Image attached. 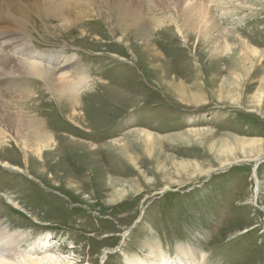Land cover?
<instances>
[{
    "label": "rangeland",
    "instance_id": "rangeland-1",
    "mask_svg": "<svg viewBox=\"0 0 264 264\" xmlns=\"http://www.w3.org/2000/svg\"><path fill=\"white\" fill-rule=\"evenodd\" d=\"M170 1L175 10L169 0H119L106 11L97 0H47L42 12L34 0L16 9L19 0H2L15 16L0 34L21 37L12 54L34 43L76 58L60 74L103 83L88 89L74 123L43 82L0 69L15 80L0 99L24 98L9 108L32 133L69 139L27 166L0 119L9 146L0 160L21 168L0 163V222L26 234L22 250L55 254L57 264H131L146 260L150 241L170 264L185 245L206 264H264V156L249 154L264 150V0H228L225 10L205 0L229 39L259 53L235 71L226 46L216 51L200 26L183 28L189 5ZM81 3L92 16L64 22Z\"/></svg>",
    "mask_w": 264,
    "mask_h": 264
},
{
    "label": "bare ground",
    "instance_id": "bare-ground-1",
    "mask_svg": "<svg viewBox=\"0 0 264 264\" xmlns=\"http://www.w3.org/2000/svg\"><path fill=\"white\" fill-rule=\"evenodd\" d=\"M10 1L11 0H7V2ZM45 1L47 0H34V4H36V9L42 12L45 11V8L49 6L46 4ZM97 1H99L101 5L104 6L103 8L106 11H107L106 7L111 9L113 6H116V3L119 2V0H97ZM237 1H242V0H237ZM1 2L2 0L0 1V4ZM184 2L189 6L187 7L188 8L187 12L184 10L185 16L187 18L184 21L185 24H183V28H186L185 25H189V26L194 25L195 28H197V26L198 27L200 26L203 30L202 35H204V37L208 39L209 44L214 45L216 51H220L223 45L226 46L229 53L228 57H230V59L231 58L235 59L234 62L228 61L232 63L231 68L233 71L237 70L238 68L240 69L241 66H243V62L247 61V58L245 56L247 53H250L254 56H257L259 54L257 50L249 48L247 45L240 43L239 40H236L234 38L229 39V37L227 36L228 34L226 33L227 31L222 29L220 23L218 22V18L215 12L208 7L205 0H184ZM211 2L215 4V6H219L221 10H225L226 4H228V0H212ZM49 3H53V2L49 1ZM19 4H20V0L18 5L12 9H16L19 6ZM168 4L171 7L174 6L170 0ZM52 5H55V3ZM78 6L82 7L81 11L70 10L67 17L64 18V22L70 23L69 25H71L72 22L80 20L81 18L84 17V15L92 16V14L94 13V9L91 3L88 4L81 3ZM172 9L175 10V7H172ZM6 10H8L7 7L4 8L0 7V13H3V11ZM143 14H142V18H143ZM228 14L225 13V16H228ZM7 16L8 17L3 18V14L0 15V25H5L6 21L10 22L11 20H13L15 13L11 10L9 11ZM141 23H146V20L143 19ZM160 26H162L161 27L162 29L164 28V24ZM142 27L144 28V25H142ZM173 27L175 29V26ZM183 28L182 27L179 28V31L184 33L185 38L188 39V36H186L185 34L186 33L185 31L187 30L184 31ZM5 31L4 33L2 32L0 34V43L2 44L3 47V52L0 51V69H2V71H4V73L7 74H9L7 71L8 69L12 74H23V76L25 77H30V78L32 77L34 79H37L38 81L43 82L44 84L43 86L45 90H48V94L50 95L49 92L51 91L54 93L53 95L57 96L58 99H56V101L58 107H61L60 110L62 109L63 110L62 112L64 114L67 110L71 112V115L67 116V119L74 121V123H77V120L75 119V115H78L80 109L82 108V99H84V95L87 93L88 89L97 90L96 86L98 84H103V83H99L102 82V79L101 78L92 79L89 78L90 76H85V75L83 76L82 74H80L81 76H78V74H76V76L60 74L59 72H61L64 69V65H67V67L74 66L76 64L75 62L76 58H69V56H63V54L42 52L38 49V47L34 43H32L31 45L29 43L30 46H26L25 48L22 47L24 48L23 51L19 50V56H16L14 55L15 52L14 54H12L11 52L16 48H19L18 45L19 43H21L19 42L21 37H15V33L13 34V32L8 33ZM216 51L214 52L219 54V52ZM61 62H63V65ZM78 70L76 71L77 73H79ZM235 73L236 72H234L233 74ZM7 74L4 75L6 76L4 80H0V90H2L1 88L12 86L15 81L12 77H10ZM106 86H110V85L106 84ZM106 89L109 90V92L111 93L113 92L109 88ZM116 93L123 94L124 90L123 91L120 90ZM103 95L104 97H106V93H104ZM3 96H5V93L3 94ZM53 98L55 99V97ZM14 99H11L9 101L0 99V103H2V106H0V119L1 120L5 119L4 123L6 125L9 124L10 128L15 132V136L18 139V143H20L25 153L24 154L25 164L27 166L33 162L43 164L45 154H46L45 156H50L59 152V149L61 148L60 146L62 145V143L59 142V139L60 137L62 138L64 136L54 137V134L51 135L50 133H46V134L44 133V135H42L41 133H36L35 131H33L32 133L30 129L31 125L29 123H26L25 121H23V119L20 118L21 116H25L24 113L21 114L18 112L15 113L14 110L17 109L16 106H14L13 109L9 108L10 105L13 106L12 100L15 102L17 100H22L24 102V98L15 99V100ZM31 120L33 121L35 120V118L32 117ZM145 133L147 135H150V133L148 132ZM5 137L6 136L2 134V132H0V153L1 152L6 153V151H9L8 140H6ZM61 140H63V138ZM64 140L69 141L67 137H64ZM256 142L257 141H251L246 143L249 145L250 144L256 145L257 144ZM255 153L256 154L259 153L257 156L260 155L264 156V150L258 152H251L249 154L252 157H255L254 156L256 155ZM0 161L3 167L10 168L15 171L16 170L20 171L21 169L17 166H12L9 162H4L2 160ZM224 161L228 162L229 159ZM25 238H26L25 233L18 231L13 232L12 230L9 229L8 226H5L3 223L0 222V264H57L55 262L57 257L53 256L55 254L53 255L47 254L42 257L41 255H39L41 252L39 253L36 250H31L29 252L22 250L21 244L25 241ZM49 240H50L49 236H45V240L42 239L40 240L41 241L40 244L41 246H43L42 248L45 249L44 253L48 252L47 249L50 246ZM146 248L147 251L149 252V253L147 252L148 254L145 255L146 260L142 259L141 257L139 258L133 257L131 259V264H170V261L173 262L172 258H170L169 255H166L164 254V252H162L163 248H160V251L157 250L158 245H154L150 241H147ZM206 257L207 256L205 253H200L197 251V249L192 248V246L185 245L177 248L175 262H177V264H206Z\"/></svg>",
    "mask_w": 264,
    "mask_h": 264
}]
</instances>
